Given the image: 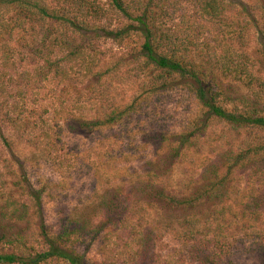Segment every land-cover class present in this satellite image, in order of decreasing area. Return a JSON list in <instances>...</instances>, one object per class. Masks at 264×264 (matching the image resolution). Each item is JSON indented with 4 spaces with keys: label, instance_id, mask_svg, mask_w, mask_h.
<instances>
[{
    "label": "trees",
    "instance_id": "trees-1",
    "mask_svg": "<svg viewBox=\"0 0 264 264\" xmlns=\"http://www.w3.org/2000/svg\"><path fill=\"white\" fill-rule=\"evenodd\" d=\"M131 40L137 45L129 58L119 59L128 66L119 60L102 66L107 51L101 42ZM125 75L137 88L130 100L118 101L113 90ZM263 75L264 0L244 6L231 0H0V114L25 145L53 164L63 165L55 148L59 134H52L43 115L35 120L27 115L29 92L36 95L46 82L62 87L63 111L67 95L80 107L77 89L84 85L85 111L95 109V116L81 113L74 120L78 131L92 138L118 128V140L140 134L142 150L156 147L159 155L166 149L165 163L187 159L216 124L248 132L236 151H224L219 166L212 164L200 178L189 176L186 192L169 189L155 173L157 163L138 182L120 178L113 193L96 196L91 227L84 217H67L60 231L52 232L43 220L40 190L20 176L16 186L29 201L4 215L19 221L33 211L40 250L0 228V264H90L83 249L95 243L109 248L105 264H129L130 256L121 254L130 246L149 252L169 233L178 253L159 264H264V166L258 167L264 160V108L250 101L264 93ZM174 89L190 94L198 111L171 131L176 121L168 117L164 100ZM131 151L124 155L136 158ZM142 200L156 202L171 216L164 220ZM141 212L140 219L128 221ZM148 214L154 217L149 227L143 223Z\"/></svg>",
    "mask_w": 264,
    "mask_h": 264
},
{
    "label": "rangeland",
    "instance_id": "rangeland-1",
    "mask_svg": "<svg viewBox=\"0 0 264 264\" xmlns=\"http://www.w3.org/2000/svg\"><path fill=\"white\" fill-rule=\"evenodd\" d=\"M231 1L242 6L250 3V0ZM135 45H137L135 40L120 45L108 41L101 42V47L107 51L106 57L102 61V66L115 63V60H125L123 59L124 57L129 58L130 50ZM250 50L252 52L255 50L254 43H252ZM127 61L120 62L128 66ZM131 75H134V72ZM128 78L129 76L125 75L124 79L119 81L118 91L116 88L113 90L115 99L118 101L121 99L130 100L134 94L133 88H137V85L133 84L131 80L126 81ZM143 80L144 77L142 76L138 79L137 84H140ZM85 85L87 86V83ZM83 88L84 85L77 89H80L77 95L82 94L80 107L73 104L71 96L67 95L66 97L64 96V99H66L63 106L68 105V108L64 111L62 110V87H53L46 82L44 88H40L33 93L36 95L31 96L29 92V97H27V115L29 118L35 120L37 116L43 115L46 120H50V126L53 130L52 134H59L58 137L57 135L55 136V140H58L55 143V148L57 155L63 161V165L53 164L52 158L48 159L37 148L25 145L22 136L14 134L11 128L2 120L3 118L0 114V228L11 232V234H21L24 240L29 241L28 245L31 244L35 250H40V242H36L37 238L35 236L37 233L36 227L40 223L38 218L32 215L33 211L23 215V219L19 221H14L11 217L4 215L8 214L10 216L11 214L6 212V210L11 211L17 205L22 208L29 201V197L16 186L20 176H25L35 190H40L43 220L47 228H50L55 233L60 231V225L66 222L67 217H84L83 221L88 222L87 226H93L92 224L97 219H93L94 216H97L98 201L96 196L104 192L108 195L113 193L115 186L120 182V178L138 182L144 176L143 171L147 170L151 166L150 164H152L151 169L154 167V163H157L160 172L155 171V173L163 175L162 181L166 180L170 184L169 189L177 191L176 193L186 192L187 188L184 183H187L189 176L196 175L200 178L205 170L208 171L212 168V164L220 165L219 160L224 151L229 148L230 150H235L248 140L246 129L233 132L224 129L223 124H216L211 127L204 139L200 142L198 141L195 149L193 147L189 149L190 152L187 159L183 162L169 159L165 163L166 149L161 151L159 155L156 147L142 150L141 142L143 141L140 134L133 135V138L123 137V139L118 140V128L105 131L101 135L94 134L92 138L78 131L76 129V127L79 128L78 123L74 122V120L81 113L87 119L95 116V109L90 113L85 111L88 110V105L82 91L84 90ZM13 91L15 90L13 89ZM250 101H258L262 104L261 108H264V93L260 95L259 99ZM164 104L167 106L165 107L166 111L169 112L168 117L176 121V124L172 125L171 131L176 130L180 122L192 119L197 115L198 104L187 92L174 89V91L168 93ZM156 107L157 109L159 108L158 105ZM62 112H67L68 115H62ZM73 115L75 118H73ZM55 118L57 119L52 122ZM59 128H62L63 131H60ZM252 134L254 135V133ZM132 149L137 152L136 158L130 154L124 155L127 150L132 152ZM153 150L156 152L152 153L151 151ZM121 151L122 153L120 154ZM139 158L140 161L138 163L136 160ZM190 160H193L194 163H189ZM260 162L262 164L259 163L258 167L260 165L264 166V160L261 159ZM89 164L93 168H88ZM178 184L183 185L184 189L178 190L175 186ZM23 187L24 182H22ZM224 200L230 202L228 197H225ZM141 203L153 205L155 207L153 212H160L161 218H164V220L171 216L167 211L160 210L159 207L161 206L156 202L150 203L142 200ZM217 205L220 208L227 206L226 204ZM208 206L206 205L205 208ZM235 208L238 209L237 206ZM142 216L143 213L141 212L132 220L129 217L128 221L138 220ZM147 216L146 218L143 217V223H148L149 227L154 221V217L149 214ZM173 236L170 233L166 234L159 244L149 247L151 249L149 252L145 250L143 245V247L139 248L130 246L128 252H123V250L120 252H123L121 258L126 259L130 256L129 260L131 263L129 264H139L141 261L145 263L147 258L152 260L148 264H159L170 260L174 254L178 253V248L175 245L176 239ZM82 247L84 248V246ZM82 247L80 249H83ZM108 249L107 245H102L99 248L95 243L89 249L84 248L83 250H85L87 261L90 264H105Z\"/></svg>",
    "mask_w": 264,
    "mask_h": 264
}]
</instances>
